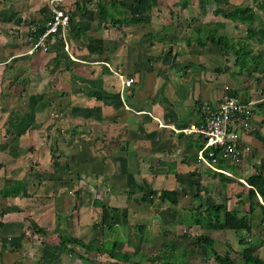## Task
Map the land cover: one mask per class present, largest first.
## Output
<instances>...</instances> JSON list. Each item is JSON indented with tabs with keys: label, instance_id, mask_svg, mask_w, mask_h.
I'll use <instances>...</instances> for the list:
<instances>
[{
	"label": "crops",
	"instance_id": "1",
	"mask_svg": "<svg viewBox=\"0 0 264 264\" xmlns=\"http://www.w3.org/2000/svg\"><path fill=\"white\" fill-rule=\"evenodd\" d=\"M43 1L0 0V264H70L61 233L78 237L85 226L84 240L109 239L118 252L135 254L144 240L142 226L151 245L163 244L166 231L157 225L166 218L174 225L179 204L162 199V192L177 191L179 201L183 192H205L200 180L211 177L196 160L203 139L167 124L184 128L200 122L204 102L214 105L227 94L255 101L253 125L243 132L252 150L242 163L227 162L224 168L232 185L246 182L257 166L264 169V37L251 38L247 24L221 17L240 5L259 11L256 0H227L220 7L230 10L213 11L216 23L224 24L229 51L188 34L196 27L184 28L180 13L194 0H185V6L175 0L172 20L159 15V4L150 21L124 23L116 39L100 22L95 1L83 13L77 0H63L59 6L72 8L87 36L70 39L66 30V39L49 52L28 53L31 29L46 22L43 8L51 9L50 0ZM259 15L264 19V11ZM168 26L169 36L154 37L152 31ZM242 47L257 57L255 65L237 63ZM124 78L134 82L124 85ZM19 85L33 93L26 92L29 107L15 110L7 104L13 105L10 90ZM73 147L76 154L69 155ZM114 225L128 231L119 234ZM94 250L86 251L95 258L84 264L120 262Z\"/></svg>",
	"mask_w": 264,
	"mask_h": 264
},
{
	"label": "rangeland",
	"instance_id": "2",
	"mask_svg": "<svg viewBox=\"0 0 264 264\" xmlns=\"http://www.w3.org/2000/svg\"><path fill=\"white\" fill-rule=\"evenodd\" d=\"M107 1H108L107 3L111 6V0H107ZM236 1H240V0H236ZM46 2L47 1L44 0L40 4L46 5L47 4ZM174 2L175 0H161L160 6H163V8L160 12L157 9V12H159V15H162V17L168 20L170 19L172 20L173 18H170V15H172L171 11L177 9L176 4H174ZM215 4L216 3H214V0H194V3L190 2L189 7H187V9L184 12L180 13V19L182 23H184V26H185L184 28L191 27V26L196 27L198 25L204 24L202 25L203 27L201 29V33H202L201 37L202 39H204L203 37L206 36V33L208 31L206 27H210V25L215 24L217 27H219L220 30H223L222 33L220 30H218V32L215 34L216 37L224 34L225 30L224 28L221 27V25L220 26L217 25L213 11L220 10L219 12H221L224 10L227 12L231 8L230 6H227L226 9H222V7H220L217 4L215 5ZM49 5L52 6V0L49 1ZM230 5L232 6L233 4L230 2ZM128 7H130L129 10H132V12H134L133 8H131L130 5H128ZM164 8H167L165 14H164ZM121 9H122L121 5H118V6L116 5V7L114 8L111 7L112 12L113 13L116 12L117 13L116 16L118 17L123 16L121 14V11H122ZM221 17L226 20L225 15L222 14ZM155 18H156V21L164 20L158 17H155ZM174 18L176 19L177 16H174ZM226 23L232 24V22L228 20H226ZM236 26H238V23H236ZM109 27H112V28H110V30L108 31ZM244 29H242L243 31H239L238 33L245 34L246 29L245 30ZM123 30H124V25H122V27L109 25L107 28L108 36H110V38L116 39L120 36V34H123ZM170 30H171L170 28H168L167 30L164 29L163 31L154 30L155 36L156 38L160 36L165 38L167 35L169 36V34H171ZM188 34L193 37L194 34H196V32L195 30H192ZM196 37L198 36L196 35ZM237 40H238L237 38H234L232 40V43L237 44L236 43ZM113 45H115L114 47H117V46L119 47L120 42H116ZM262 45L264 46L263 43ZM255 51H257V49H255ZM41 52H48V51L41 50ZM250 65H251V62L249 63V66ZM10 92H12L11 95L9 96L10 100L12 98L14 103L13 105H10L11 102H9V104H7L9 108H12L13 106V109L16 110V109H22L24 107L25 108L29 107L30 99L28 98V94H26V92L31 94L33 93L32 90L30 91L29 89V91H26L24 88H22L21 85H19V86H16L15 88L12 87ZM52 95H53V92H52ZM55 104L56 106H59L61 105V102H55ZM44 144H47V142H44ZM73 145L75 147L77 146V144L75 143ZM75 147H73V150L69 152V155H71L73 151L76 154ZM232 170L236 174H238V171L234 167H232ZM212 179L215 180L212 177L205 178L202 181L200 180L202 185L205 186V192H201L202 201L204 203H206V199H205L206 197H211L212 199H214L216 203L225 204L226 206H228L229 209H232V208L236 209L242 214L249 210V201H247V198H248L247 192H248L249 187L244 182H239V185L227 184L226 189L224 191L221 188V183H218L219 181H216L217 183L214 184L212 183L213 182ZM192 193H188V192L182 193L180 200H179L180 202L178 201V203L176 204V205L178 204L179 205L175 207L174 215L177 218V221L174 223V225H172L171 223H168L169 222L168 218H166V220H164L163 222L162 221L159 222V225H157L159 228H162L163 230L166 231L165 235L160 237L163 244H161V242L159 241L160 246L158 244L151 245L150 239H152V237L150 236V232H147L144 226H142L140 227V230H141L140 234L144 235L143 243L141 245H138L133 250L135 254H132L127 249L121 250L119 254L129 255L130 253L132 258L129 259L130 260L129 262H125L124 260H119V259L118 260L122 264H135L134 261H138L139 263H142V264H147L148 261L152 262V264H218L217 261L215 260V257L212 255V252L214 249L222 254L226 252L231 253L234 257H236L235 251L242 249L244 246V244H241L239 242L240 239H239L238 233L235 232L233 229L214 230L213 228H210V227L203 228L201 226L202 224L200 226L199 224H196L197 219L199 218L203 219L204 217H208V216H206L207 215L206 213L203 212V214H201L199 213V210L198 211L196 210V207L201 202H200V198L196 200V197L192 195ZM260 217L261 216L258 211L257 216L255 217V220H256L255 222H258L260 220ZM113 228L119 234H121L122 231L123 232L128 231L127 226L120 227V226L114 225ZM184 229H186V232L184 231ZM254 229H262V230H255V231L253 230L252 231L253 234L252 232L251 234L248 232H244V233H247L245 237L247 240L249 239L252 240L251 245L253 247L258 245V249L256 250V252L260 256L264 257V229L263 227L259 226L257 223L255 224ZM86 230H87L86 226L85 228H82L81 233H80L81 235L80 234L77 235L78 238L83 239V236L86 235ZM104 231H109V230L108 228H106ZM177 232H180V233L183 232L185 236L180 235V233L176 236L175 233ZM62 233L66 234V232H62ZM210 234L213 235L215 242L213 245L207 247L203 242L199 241L198 236L210 235ZM85 241L86 243L93 245L94 248L97 246H100L103 248L110 249L112 247V241L109 239H105V238H102L101 241H98L97 239H92V240L86 239ZM152 246H155L156 248ZM70 249H71V252H70L71 262H69L70 264H82V263L84 264L85 262L89 260L91 256L95 258V256H93L92 253H87V252H92V251L95 252L94 249H91V250L84 249L79 244H72V247ZM192 251L194 252L193 254H191ZM65 252H66L65 257H68L69 252L68 251H65ZM149 253H152V255H150ZM66 260L68 261V259ZM238 261L241 262L240 259Z\"/></svg>",
	"mask_w": 264,
	"mask_h": 264
},
{
	"label": "trees",
	"instance_id": "3",
	"mask_svg": "<svg viewBox=\"0 0 264 264\" xmlns=\"http://www.w3.org/2000/svg\"><path fill=\"white\" fill-rule=\"evenodd\" d=\"M80 1L82 3H80ZM77 0L75 1L77 4V9L80 12L86 13L90 11L89 4L93 1L96 2L97 11L99 13L100 22L104 24L106 27L109 25H114L118 27H122L124 23H140V22H146L150 21V18L148 17L149 14L152 12V9L156 6H159L161 0H111V6L107 3V0ZM227 0H215V3L217 5H222V3L226 2ZM186 1L183 0L182 4L185 6ZM116 5L122 6L121 14L122 17L116 16L117 13H113L111 10V7H116ZM131 6L134 12L132 10H129ZM256 7L259 9V11H264V0H256L255 2ZM59 8H65V6H59ZM44 18L47 20L52 15V10L48 7L43 8ZM70 11V21L68 24L67 29V36L70 39H81L85 36H87L86 29L81 25L79 21H77L72 16V8L69 9ZM259 11H256L254 7L251 5H240L238 7H234L231 9L228 13H226L225 17L231 20L240 21L241 23L247 24V30L248 34L251 38L258 37L259 40H262L264 37V26H262V23H264V19L259 15ZM256 19L258 21H256ZM263 19V20H262ZM46 22L43 21V23L40 25V28L37 32H32V29L30 31L31 36L37 35L38 32H42L45 30ZM204 25V24H202ZM202 25L196 26V33L198 36V42L202 45H205L207 40H211L218 44L220 47L223 48V50L229 51V37L225 35H220L216 37V33L218 32L217 28H213V26L206 27L208 29L206 36L202 39L201 35V29ZM217 25H223L220 23H217ZM170 28V26H168ZM154 37L155 32L152 31ZM260 35V36H258ZM237 63H239L242 66H248L251 62L252 64H255V55L251 54L250 49H244L243 47L237 51ZM90 95H95L98 98H102V95L97 92H89ZM9 131V130H8ZM201 136H199V139L201 140ZM203 143L199 145V150L202 148ZM197 158V156H196ZM227 161H224L220 159L218 161V165L221 168L225 167V164ZM203 165V164H202ZM205 166V165H204ZM207 167V166H206ZM210 173V176L215 179V181H219L218 183H221V188L225 191L226 185L228 182L232 183V181L235 182L234 178L228 176L226 173L222 171H217L212 168L207 167ZM257 170L255 173L248 176L247 181L251 185L248 189V197L250 199L249 202V210L245 213H240L236 209H229L228 206L225 204L216 203L214 199L211 197H206V203L202 201V195L197 193L195 195L196 200L200 198V204L196 207V210H199V213L203 214L206 213L208 217H204L203 219L199 218L196 220V224L201 225L203 228H213L216 229H233L235 232L238 233L239 236V242L241 244H244L243 248L240 250L235 251L236 257H234L231 253H220L217 250H213L212 255L215 257V260L218 264H264V258L261 257L259 254H257L256 250L258 249V245L253 247L251 245L252 240L246 239V234L244 232H248L251 234L252 228L255 227V224L257 223L259 226L263 227L264 229V169L263 165L257 166ZM196 174V173H195ZM220 188V189H221ZM151 191L149 190L147 192L146 196L151 195ZM259 195L262 197L263 202L259 200ZM162 199H168L170 202L174 205L178 203V197H177V191L175 190H165L161 194ZM260 213V220L258 222H255V217L257 216V213ZM66 232V231H65ZM68 234V235H67ZM240 234V235H239ZM198 239L200 242H203L207 247L214 244L215 239L213 235H201L198 236ZM72 244H79L84 249H97L99 251L107 252L110 254L111 257L124 260L125 262H129L130 258L132 256L125 255V254H119L115 247L109 248H103L100 246L93 247V245L86 243L85 240L78 238L76 236H72L71 234L66 232V234L61 233L60 236V245L63 248L64 251L71 252ZM194 252L192 251L191 254ZM125 259H124V258ZM155 257V256H154ZM240 259V261L238 260ZM135 264H142L138 261H134ZM116 264H122L121 262H116Z\"/></svg>",
	"mask_w": 264,
	"mask_h": 264
},
{
	"label": "built area",
	"instance_id": "4",
	"mask_svg": "<svg viewBox=\"0 0 264 264\" xmlns=\"http://www.w3.org/2000/svg\"><path fill=\"white\" fill-rule=\"evenodd\" d=\"M62 1L52 0V15L47 20L44 31L30 36L31 47L28 53L37 50L49 52L61 38L66 39L70 11L59 8ZM123 82L124 85H131L134 78H124ZM254 115L255 101L247 102L233 94H227L214 105L203 103L200 122L184 128L167 125L178 132L200 135L203 146L197 153V163L231 175L226 168L219 167L218 161L222 159L230 163H241L251 152L252 148L246 143L243 132L252 127Z\"/></svg>",
	"mask_w": 264,
	"mask_h": 264
},
{
	"label": "clouds",
	"instance_id": "5",
	"mask_svg": "<svg viewBox=\"0 0 264 264\" xmlns=\"http://www.w3.org/2000/svg\"><path fill=\"white\" fill-rule=\"evenodd\" d=\"M174 130V129H173ZM182 133H184V132H182ZM200 136V135H199ZM199 151V150H198ZM198 153V152H197ZM247 180V179H246ZM245 180V181H246ZM248 187H250L251 185L248 183V181H246V182H244ZM259 200L261 201V202H263V200H262V197L259 195Z\"/></svg>",
	"mask_w": 264,
	"mask_h": 264
}]
</instances>
